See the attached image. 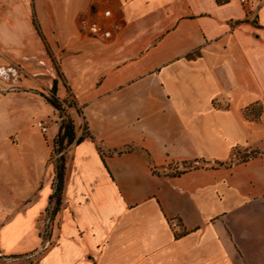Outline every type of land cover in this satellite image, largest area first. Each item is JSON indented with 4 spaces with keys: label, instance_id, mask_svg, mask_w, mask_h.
<instances>
[{
    "label": "crops",
    "instance_id": "0c3cea01",
    "mask_svg": "<svg viewBox=\"0 0 264 264\" xmlns=\"http://www.w3.org/2000/svg\"><path fill=\"white\" fill-rule=\"evenodd\" d=\"M106 10L112 39L80 30ZM2 70L6 255L44 245L55 80L88 132L52 244L12 264H264V0H0Z\"/></svg>",
    "mask_w": 264,
    "mask_h": 264
},
{
    "label": "trees",
    "instance_id": "16d2710c",
    "mask_svg": "<svg viewBox=\"0 0 264 264\" xmlns=\"http://www.w3.org/2000/svg\"><path fill=\"white\" fill-rule=\"evenodd\" d=\"M34 23L36 25V28L40 35L42 36L39 26L34 20ZM57 90H58V80L54 81L53 87L51 89L52 96H45L46 101L51 104L57 111H62L63 109V104H67L66 101H61L57 97ZM69 107H74L76 108L75 104H70ZM246 116L248 117H253L254 119H258L260 112L259 109L254 106L252 109H248L245 111ZM62 116V114H60ZM58 139H56L54 143V147H59L58 152H61L63 150V146L65 143L71 144L75 138V129L73 122L70 120L68 123L65 125L64 123L61 125L58 136ZM84 138H80L77 142L79 144L82 142ZM259 152L258 151H252L248 157H256L258 156ZM61 165H56L55 166V179L53 183V193L50 196V203L48 208L46 209V214H45V230L48 231L47 234L42 235L44 244L47 242L51 241V237L53 234L52 226L55 224L57 220V216L60 212L61 206H62V201H63V193H64V187H65V178H66V165L64 162V158L61 157ZM20 257H26L25 255H22Z\"/></svg>",
    "mask_w": 264,
    "mask_h": 264
},
{
    "label": "rangeland",
    "instance_id": "374dc122",
    "mask_svg": "<svg viewBox=\"0 0 264 264\" xmlns=\"http://www.w3.org/2000/svg\"><path fill=\"white\" fill-rule=\"evenodd\" d=\"M79 22H80V19L78 20V26L80 28V23ZM15 69H17V68H15ZM0 72H1L0 73V90L7 89V86H5V84H4V80L6 79V76L3 75V70L0 71ZM13 72L16 73V74H19V71H17V70H14ZM13 72H10L9 70H7V73L9 74L8 75L9 78L11 79V77H12L15 80V76H14L15 74H13ZM10 83H11V81H7L8 85ZM13 84H15V81H13ZM32 89H35L36 91L41 92L42 89L46 90V87L45 86H43V87H34ZM47 96H49V97L52 96L51 90L48 92ZM73 103H74V100H73L72 96L69 94L68 95L67 104H63V109H62L61 112L57 111L55 109L56 111L54 112L55 113L54 115H51L48 118L43 119V120H46L49 123L51 128H56L57 129V134H56L54 143H55L56 139H58L57 136H58V133H59L61 125L63 123L66 125L68 123V121H70V120L73 122L74 129H75V135H76L75 140L71 144L65 143L64 146H63V150L61 152H58V150H59L58 146L54 147V143H53V147H52V158H51L52 164L54 165V167L56 165H61V161L60 160H61V157H63L65 165H66V174H67L68 166H69L71 158H72V153H73L74 146L77 144V142H78V140L80 138H84V137L88 136V132L86 130V125L84 124V121H83V118H82V115H81V111L79 109L75 110L74 107L73 108L69 107V105L73 104ZM60 114H62V116H60ZM56 124H58V126H56ZM246 155H248V154H246ZM55 227H56V222L52 226L53 232H54ZM47 233H48V231L45 230V228L43 227L42 228V235H45Z\"/></svg>",
    "mask_w": 264,
    "mask_h": 264
},
{
    "label": "built area",
    "instance_id": "2783aa9c",
    "mask_svg": "<svg viewBox=\"0 0 264 264\" xmlns=\"http://www.w3.org/2000/svg\"><path fill=\"white\" fill-rule=\"evenodd\" d=\"M239 2L243 6H249L250 0H239ZM112 17V12L110 10H106L102 14L103 22H91L89 18L83 17L80 19V29L87 34L88 36L104 41H108L113 38V29L110 25L106 23V21L110 20ZM58 126V124H56ZM35 126L39 129V131L42 134H47L49 127L45 120L38 119L35 121ZM51 241L44 244L41 249L36 251L35 253L31 255H25L26 257H20V256H10L6 255L1 249H0V264H12L17 261H20L21 259H32L33 263L34 261H37L39 256L51 245Z\"/></svg>",
    "mask_w": 264,
    "mask_h": 264
}]
</instances>
